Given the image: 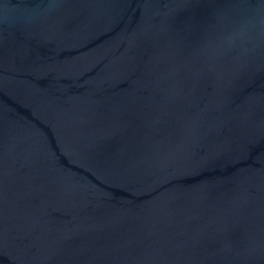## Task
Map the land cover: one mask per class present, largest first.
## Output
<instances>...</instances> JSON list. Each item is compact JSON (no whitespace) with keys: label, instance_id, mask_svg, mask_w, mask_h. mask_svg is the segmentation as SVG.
Returning <instances> with one entry per match:
<instances>
[{"label":"water","instance_id":"1","mask_svg":"<svg viewBox=\"0 0 264 264\" xmlns=\"http://www.w3.org/2000/svg\"><path fill=\"white\" fill-rule=\"evenodd\" d=\"M0 264H264V0H0Z\"/></svg>","mask_w":264,"mask_h":264}]
</instances>
